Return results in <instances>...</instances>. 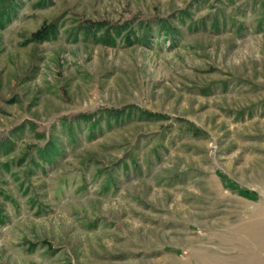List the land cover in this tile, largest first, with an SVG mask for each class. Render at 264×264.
Returning <instances> with one entry per match:
<instances>
[{"label": "rangeland", "instance_id": "374dc122", "mask_svg": "<svg viewBox=\"0 0 264 264\" xmlns=\"http://www.w3.org/2000/svg\"><path fill=\"white\" fill-rule=\"evenodd\" d=\"M0 264H264V0H0Z\"/></svg>", "mask_w": 264, "mask_h": 264}, {"label": "trees", "instance_id": "16d2710c", "mask_svg": "<svg viewBox=\"0 0 264 264\" xmlns=\"http://www.w3.org/2000/svg\"><path fill=\"white\" fill-rule=\"evenodd\" d=\"M50 30L51 28L49 26H43V28H41L40 30L34 33L33 38L42 40L48 36ZM147 113H150V112H147ZM152 115H155V114H152Z\"/></svg>", "mask_w": 264, "mask_h": 264}]
</instances>
